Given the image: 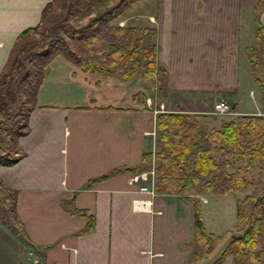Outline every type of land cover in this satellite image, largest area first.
Masks as SVG:
<instances>
[{"label":"crops","instance_id":"1","mask_svg":"<svg viewBox=\"0 0 264 264\" xmlns=\"http://www.w3.org/2000/svg\"><path fill=\"white\" fill-rule=\"evenodd\" d=\"M47 1L0 0V70L16 36L39 21ZM139 2L152 7L142 23L130 21L138 17L131 9L119 21L154 24L165 96L151 83L150 106L139 75L120 81L83 72L61 55L49 61L28 131L18 138L23 154L0 164V180L16 190L23 233L0 223V264H208L215 258L217 242L207 231L213 247L193 257L190 197H201L202 209L206 193L156 191L153 175L131 180L134 173L124 167L153 150L158 111L203 116L223 99L232 111L235 105L234 115L264 113V84L252 79L244 55L255 19L264 29V0ZM227 258L230 264V254L219 264Z\"/></svg>","mask_w":264,"mask_h":264},{"label":"trees","instance_id":"2","mask_svg":"<svg viewBox=\"0 0 264 264\" xmlns=\"http://www.w3.org/2000/svg\"><path fill=\"white\" fill-rule=\"evenodd\" d=\"M139 1L48 0L39 21L19 32L0 70V164H11L23 154L18 138L28 131L37 89L57 55L83 72L120 81L139 75L165 96L166 72L155 61L154 24H118ZM244 55L252 79L263 85L264 29L256 19ZM201 116L182 110L157 112L153 150L142 151L138 162L124 169H152L154 190L187 196L231 193L253 185L245 176L250 169L264 180V113H237L207 128L200 126ZM190 199L193 257L200 258L209 254L214 240L203 226L198 200ZM15 200L16 190L0 180V223L22 236ZM234 216L236 232L208 264H219L227 254L230 264H264V193L238 198Z\"/></svg>","mask_w":264,"mask_h":264},{"label":"rangeland","instance_id":"3","mask_svg":"<svg viewBox=\"0 0 264 264\" xmlns=\"http://www.w3.org/2000/svg\"><path fill=\"white\" fill-rule=\"evenodd\" d=\"M140 7H143L140 11ZM131 11L138 12V17H132L130 21L132 23L141 22L143 20V13L147 10H151V8L146 7L145 2H137L131 8ZM138 20V21H137ZM119 21V20H118ZM128 21H126L127 23ZM120 24H125L122 21H119ZM140 23V24H141ZM262 87L261 84H259ZM154 87L148 81H144L143 85V93L147 95L146 101H148L149 105L152 106V93ZM257 95V93H256ZM260 100V99H259ZM245 102H249L252 104V100L248 98L245 91ZM263 103H260L262 105ZM216 111V110H215ZM234 116V113H222L219 111L211 112L204 114L199 118L200 126L204 128L213 126L214 124H219L220 120L227 119ZM245 176L248 179L253 180V185L247 186L243 189H235L231 193L224 194H210L206 193V203H203L201 214H202V222L207 232H210L211 236H213L217 243H215L211 257H216L221 248L223 247L224 238H229V234L231 232L235 233L234 223H235V202L238 198L243 197L246 193H254L261 194L264 193V180L258 178L256 171L254 169H250L247 171ZM198 200H202L201 197L197 196ZM230 262V258H227V264Z\"/></svg>","mask_w":264,"mask_h":264},{"label":"built area","instance_id":"4","mask_svg":"<svg viewBox=\"0 0 264 264\" xmlns=\"http://www.w3.org/2000/svg\"><path fill=\"white\" fill-rule=\"evenodd\" d=\"M213 109H214V111L216 110V111H219L222 113H231L229 104L223 99L217 100L213 104ZM150 173H152V170L150 171ZM145 174H146V172H141V173H137V174L134 173L130 179L131 180H137L139 177L145 178Z\"/></svg>","mask_w":264,"mask_h":264}]
</instances>
